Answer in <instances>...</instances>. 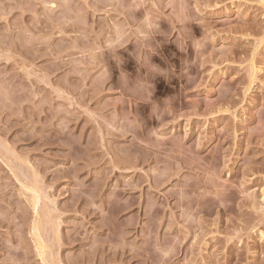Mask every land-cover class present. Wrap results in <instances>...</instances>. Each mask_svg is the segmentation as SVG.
Listing matches in <instances>:
<instances>
[{"label":"rangeland","instance_id":"rangeland-1","mask_svg":"<svg viewBox=\"0 0 264 264\" xmlns=\"http://www.w3.org/2000/svg\"><path fill=\"white\" fill-rule=\"evenodd\" d=\"M0 264H264V0H0Z\"/></svg>","mask_w":264,"mask_h":264}]
</instances>
